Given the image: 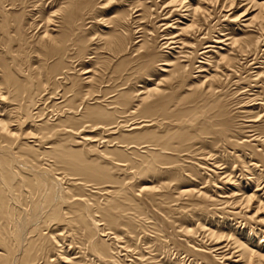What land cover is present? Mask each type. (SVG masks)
<instances>
[{"label":"bare ground","instance_id":"obj_1","mask_svg":"<svg viewBox=\"0 0 264 264\" xmlns=\"http://www.w3.org/2000/svg\"><path fill=\"white\" fill-rule=\"evenodd\" d=\"M47 1L35 43L0 2V264H264V0ZM175 16L172 40L142 27ZM90 56L102 69L79 71ZM243 94L259 111L239 125Z\"/></svg>","mask_w":264,"mask_h":264},{"label":"rangeland","instance_id":"obj_2","mask_svg":"<svg viewBox=\"0 0 264 264\" xmlns=\"http://www.w3.org/2000/svg\"><path fill=\"white\" fill-rule=\"evenodd\" d=\"M9 1H12V3L11 2H9ZM15 0H2V1H0V2H2L3 3V5L4 6H8L6 9H9V8H11L10 7V5L11 4H17L19 1V4H18V6H16L17 8H15L14 9V7L10 10V12H12L11 14L13 15V17L12 18H14V17H16L17 16V14L18 15H21V17L23 18L22 19V21H23V24H25L26 25V29H27V31H28V35H26V37L27 38H30L33 42L32 43H35L34 41L35 40H37V37H38V35H40L45 29L44 28H42L43 26H44V23H45V21H44V17L46 16H48L49 15V13L51 12V8H50V5H49V2L47 1V0H16L15 2H17V3H15L14 2ZM158 1H161V0H158ZM20 5V6H19ZM118 5V4H117ZM116 5V6H117ZM25 6V7H24ZM23 7V8H22ZM106 7V6H105ZM24 9V10H23ZM110 9V8H109ZM108 9V10H109ZM127 9V11H129V8L127 7L126 8ZM108 10H106L104 13L105 14H103L102 15V17L101 18H99L98 20H96V23H93V26H92V24H90V25H88V30H90V31H86V32H88L87 34H85V35H87L88 36V39H92V38H90V37H95L96 35L98 36V34H99V36L100 37H102V38H104L105 36H106V33H108L109 32V30L111 29L110 27H113V26H115V23H116V20H117V18H119L117 15H118V13L119 12H117L116 10H115V12L113 11L112 12V10L113 9H110L109 11ZM121 11V10H120ZM136 11V10H135ZM135 11H133V12H135ZM227 11V10H226ZM22 12H24V13H22ZM236 12H238L237 10H235L234 9V11L232 10L231 12H226V13H228V14H233V13H236ZM242 12V11H241ZM241 12H239L238 14H240ZM16 13V14H15ZM226 13H223L222 12V14L220 13V11L218 10H216L213 14H212V16H211V18L209 19V22H211V24H212V26H214V25H220L222 22V20H221V17L223 16V14L225 15ZM15 14V15H14ZM24 14V15H23ZM138 14H140V13H136L135 15L133 14V17H136ZM162 14H164V12L162 13ZM161 15V14H160ZM157 15H155L154 17H156ZM115 19V20H112V19ZM163 19V20H161V19ZM166 17H159L157 20H155V18H153V20L154 21H152V23H146V22H142L141 24H142V27L145 25V26H147V28L148 29H154V28H156L157 26L158 27H160L158 30H157V36L158 37H156L157 38V42L159 41L160 42V40H161V37H163V39H170V40H172V38H173V36H174V34H176L177 32H176V26L177 25H175L173 28H169V29H165L164 28V26L163 25H166V23H170V25L172 24V23H174L173 21H176L179 17L178 16H175V17H172V18H166L167 20H164ZM2 19V14L0 13V29L2 28V26H3V20H1ZM103 19V20H102ZM101 20V21H100ZM105 20V21H104ZM107 20H109V22L107 23ZM172 20V21H171ZM178 20H180V19H178ZM105 23H104V22ZM113 21V25H112V22ZM244 21V20H243ZM103 22V23H102ZM115 22V23H114ZM172 22V23H171ZM102 23V24H101ZM181 23H182V20L181 21H179V25H181ZM228 23V22H227ZM52 24L53 25H50V29L52 28V32H53V29L55 30L54 31V35H56V34H58V32L56 31L57 29V27H55V26H57V24L56 23H54V22H52ZM140 24V25H141ZM150 24V25H149ZM178 24V23H177ZM225 25H226V23H224ZM234 25V24H233ZM15 26V25H14ZM13 26V27H14ZM135 26H138V25H135ZM151 26V27H150ZM12 27V29L14 30V28ZM91 27V28H90ZM108 27V28H107ZM181 27V26H180ZM179 27V28H180ZM110 28V29H109ZM237 28L235 27V30H236ZM164 30V31H163ZM99 31V32H98ZM101 31V32H100ZM153 31H156V29H154ZM168 31V32H167ZM244 31V33L246 32L247 34L250 32V29H244L243 30ZM243 31L241 32V33H243ZM89 32H91V33H89ZM94 32V33H93ZM98 34H97V33ZM1 33V32H0ZM171 33H173V36H170L171 38H169L168 36L171 34ZM232 34L234 33V34H239L240 32H236V31H234V32H231ZM2 34V33H1ZM0 34V41H1V35ZM94 34H96V35H94ZM102 34H104V35H102ZM225 34H229V31L228 32H225ZM90 35H92V36H90ZM96 36V37H97ZM99 36L97 37V44H99L100 43V40H99ZM167 36V38H165ZM96 37L95 38H93V39H96ZM131 37H133V38H135V36H133V35H131ZM130 37V38H131ZM174 37H176V36H174ZM102 38H100V39H102ZM159 38V39H158ZM132 39V38H131ZM99 40V41H98ZM179 40V39H178ZM195 42V41H194ZM0 44H1V42H0ZM34 47L35 46H33V47H29V48H33V49H30L29 50V54H30V58L31 59H29V60H31V61H29V62H31V63H33L34 62V64H31V65H34V67H36V66H38L39 64H40V62L38 61V58L37 57H39L38 55L39 54H37L38 53V50L37 49H40V48H36L35 47V49H36V53L35 52H33V51H35V49H34ZM93 48H95L96 49V46H94V47H91L90 49L92 50ZM199 48V47H198ZM15 49H19L18 47H17V45L15 46ZM105 50V49H104ZM32 51V52H31ZM101 50H99L98 51V53L100 52ZM107 52V53H106ZM164 52H168L167 51V49L166 50H164ZM32 53V54H31ZM34 53V54H33ZM101 53H103V50H102V52ZM101 53H100V57H101V60H103L102 59V57H108L107 55L109 54V51H104V53L101 55ZM106 53V54H105ZM160 54V53H159ZM26 55V54H25ZM36 55V56H35ZM105 55V56H104ZM161 55H162V53H161ZM33 56H35V58L33 57ZM216 55H213V57H215ZM23 57H25V58H28L29 57V55L27 54V56H24L23 55ZM91 58H89V57H87V58H83V59H85L84 61H83V59H79V60H75V67L76 66H78L79 65V67L77 68V69H79V71L81 70V69H85L86 68V71H95V69H96V71L97 70H100V69H102V64L100 63L101 62V60H100V62H97V63H94L93 64V62L95 61L94 59H92L93 58V56H90ZM263 57H264V55H263ZM33 58H34V61H33ZM166 58V57H165ZM245 58V57H244ZM86 59H89V61L87 62L86 61ZM40 60V59H39ZM85 63V64H83L82 63V61ZM77 61V62H76ZM79 61V62H78ZM91 61H93V62H91ZM242 62H244V60L243 61H241V64H243ZM39 63V64H38ZM78 63H81V64H78ZM87 63V64H86ZM200 62H198L197 64H196V66L197 67H199L201 64H199ZM133 64V63H132ZM245 64V63H244ZM24 66H26V65H28V64H23ZM90 65V66H89ZM101 65V66H100ZM23 66V67H24ZM82 67V68H81ZM93 68V69H91L90 70V68ZM130 67H132V65L130 66ZM129 67V68H130ZM133 67H134V65H133ZM128 68V67H127ZM89 69V70H88ZM91 71V72H92ZM78 75H80V77H82L83 79L84 78H86L87 76H84L83 75V73H81V72H79L78 73ZM196 76H197V74H196ZM204 76V75H203ZM107 77H109V78H107ZM106 78H107V80L105 79V82L104 83H102L101 85L102 86H104L105 87V85L107 86V87H103L102 89L103 90H108V88L110 87V88H113V85L115 86V82L114 81H112L111 80V77H110V75L108 74V76H107ZM136 79L132 82L134 85L135 84H137L136 82H137V80L139 81V80H141L142 81V79L139 77L138 79H137V77H135ZM109 79H110V81H109ZM194 81V80H193ZM195 81H199V80H195ZM119 82H121V81H119ZM105 84V85H104ZM120 84V83H119ZM133 84H131L130 86H128V87H133ZM100 85V86H101ZM112 86V87H111ZM110 90V89H109ZM112 90V89H111ZM96 94V93H95ZM94 94V95H95ZM100 95V94H99ZM250 95V94H249ZM95 96H98V95H95ZM242 97V99L240 98V100H244V103L242 104V105H240V106H238V107H235L236 109H239L240 107L242 108V109H239V110H237L236 112H234V116L236 117V122H237V120H238V122L237 123H239V125H241V123L243 122V123H245L247 120L245 119L244 120V114H243V112L245 111V110H250V111H253L254 113H258V108L256 107V106H254V104L253 103H250L251 101H250V96H245L244 97V94L241 96ZM237 98V97H236ZM235 98V99H236ZM239 98V97H238ZM238 98L235 100V99H232V100H234L235 102H233L232 100L230 101V102H232L233 104H235L236 103V101L238 100ZM258 103H261L260 101L258 102ZM236 105V104H235ZM244 108H247V109H244ZM244 110V111H243ZM241 111H242V113H241ZM241 116H243L242 118H241ZM240 121V122H239ZM242 123V124H243ZM217 173H223L224 172V170H217L216 171ZM239 174V173H238ZM246 174V173H245ZM248 179H250V178H252V176L251 175H249L248 177H247ZM245 178L243 179V183H245ZM218 186H216V187H221L222 185L221 184H217ZM243 186H245V184L243 185ZM212 187V186H211ZM210 187V188H211ZM230 188H232V187H230V186H228V189H230ZM214 189V188H213ZM215 190H218V192H222L223 190L222 189H215ZM254 190V188L253 189H249V190H247V192H249V193H251L252 191ZM246 191V190H245ZM257 194L258 195H260V197H263L264 198V190L261 192H257ZM223 195V194H222ZM221 195V196H222ZM227 195H229V194H227ZM219 196V195H218ZM222 197H224V196H222ZM254 213V212H253ZM261 215H263V214H261ZM217 220H213L215 223H213V224H210V225H214V227H220V229H225V231L226 232H230V233H235L237 236H241L242 234H241V230H243L244 228L242 227L241 228V225H237V224H235V223H232V222H230V220H228V223H227V221L226 222H224V221H222V220H219L218 218H216ZM224 222V223H223ZM223 225H224V227H223ZM229 225V226H228ZM209 226V225H208ZM232 226H236L235 228L234 227H232ZM239 227V228H238ZM232 230V231H231ZM264 241V240H263ZM199 246H203V247H205V249H207V248H209V247H211L212 245H208L207 246V244H209V242H205V243H197ZM230 253V251H227V252H225V254H229ZM181 256V257H180ZM179 256V259H181L184 255H180ZM206 256H207V258L208 259H202V258H199V259H195V258H191V260L190 261H186V260H184L183 259V261H184V263H183V261H179V262H175L176 261V259L178 258V256H175V253L173 254V253H171V255L169 256V259L168 258H164L163 256L161 257H158V259H155L156 261L155 262H153V263H155V264H214V260H213V255H212V253L210 254V253H208V254H206ZM177 257V258H176ZM212 257V258H211ZM162 258H164V259H162ZM234 260L233 261H236L237 259L236 258H233ZM193 260V261H192ZM159 262V263H158ZM218 264H220L219 262H217ZM226 264H232L233 262H231L230 260H227L226 262H225Z\"/></svg>","mask_w":264,"mask_h":264}]
</instances>
